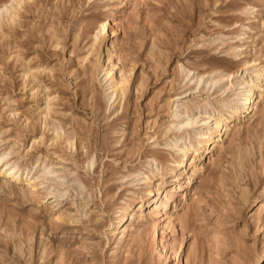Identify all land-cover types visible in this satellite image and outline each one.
I'll list each match as a JSON object with an SVG mask.
<instances>
[{
    "label": "rangeland",
    "instance_id": "rangeland-1",
    "mask_svg": "<svg viewBox=\"0 0 264 264\" xmlns=\"http://www.w3.org/2000/svg\"><path fill=\"white\" fill-rule=\"evenodd\" d=\"M0 10V264H264V0Z\"/></svg>",
    "mask_w": 264,
    "mask_h": 264
},
{
    "label": "bare ground",
    "instance_id": "bare-ground-1",
    "mask_svg": "<svg viewBox=\"0 0 264 264\" xmlns=\"http://www.w3.org/2000/svg\"><path fill=\"white\" fill-rule=\"evenodd\" d=\"M7 5V4H6ZM5 8V7H4ZM4 8H2V9H4ZM1 11L2 10H0V13H1ZM4 11H6L7 12V9L6 10H4ZM106 25V23H102L101 24V30L100 31H102V30H105V26ZM113 68H114V65H112L111 67H110V69H109V71L110 72H112L113 71ZM188 72V74H189V71H187ZM256 76L258 77V79H259V81H261V74L260 73H257L256 74ZM197 78V81H199L198 83H200V80L202 79V78H200V76L199 77H196ZM240 83V82H239ZM244 86V85H243ZM248 86V85H247ZM120 91V90H119ZM115 93V92H114ZM120 93V92H119ZM258 97H259V94H258V92L255 90V85L254 84H252V85H249L248 86V89H247V91H246V94L244 95V97H243V99H242V101H243V103H242V107H241V109H242V112H247V111H249L248 113H251L252 111H254L255 109H256V104H257V102L259 101V100H257L258 99ZM177 99H179V97H176ZM175 98V99H176ZM181 98V97H180ZM174 99V106L173 107H175V109L176 108H178V107H180V105H182V104H178V100L176 99L175 100ZM174 116H175V114H173ZM235 117H236V114H229L228 115V118H233V119H235ZM211 119V117L209 116V117H207V118H205V119H203V121H204V123H207L208 122V120H210ZM213 119V118H212ZM226 119V118H225ZM225 119L222 117V115H219L218 114V116L217 117H215L214 119H213V121H214V128H217V130L219 131V133L216 135V136H211V134H206L207 136L204 138V139H202V140H200L199 142H198V144L199 143H201V142H203V144H206V145H213V146H215L214 144H216V143H218L219 141H221L222 140V135L224 136V134L226 133V131H227V124L225 123ZM192 123V120H186V122L184 123H180V124H174V123H172V126H174L175 128H181V126L183 127V126H189V124H191ZM207 125V124H206ZM172 126H170V127H172ZM169 127V128H170ZM173 128V127H172ZM174 128V129H175ZM201 136V135H200ZM209 146V147H210ZM212 146V147H213ZM198 150H199V147L197 148ZM194 151H196V150H194ZM183 152V151H182ZM186 154V152H184V155ZM186 156V155H185ZM2 159H3V157H1L0 158V162L2 161ZM184 159H186V158H184ZM191 163H189V165H190ZM246 164V163H245ZM177 166V165H176ZM174 171V170H173ZM193 176V175H192ZM11 177H12V180L13 181H15V180H17V176H15V175H11ZM12 181V182H13ZM182 182V181H181ZM28 184H29V182H27ZM184 184V183H183ZM30 187V186H29ZM156 189V188H155ZM170 193H168V195H167V197L168 198H166L165 200H163V201H161V205H162V207L163 208H165L166 207V205H167V203H168V199H170V198H172L173 196H174V194H178V193H176L175 192V190H171L170 189V191H169ZM153 192H149V194L151 195ZM154 195V194H153ZM165 198V197H164ZM131 217V216H130Z\"/></svg>",
    "mask_w": 264,
    "mask_h": 264
}]
</instances>
